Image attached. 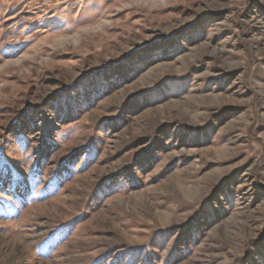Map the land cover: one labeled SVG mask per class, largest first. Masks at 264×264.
<instances>
[{
	"label": "rangeland",
	"instance_id": "obj_1",
	"mask_svg": "<svg viewBox=\"0 0 264 264\" xmlns=\"http://www.w3.org/2000/svg\"><path fill=\"white\" fill-rule=\"evenodd\" d=\"M0 264H264V0H0Z\"/></svg>",
	"mask_w": 264,
	"mask_h": 264
}]
</instances>
